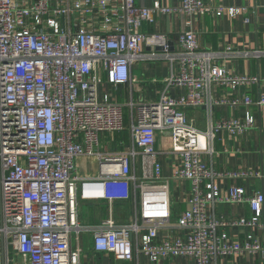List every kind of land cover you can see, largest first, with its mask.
<instances>
[{
  "label": "built area",
  "instance_id": "2783aa9c",
  "mask_svg": "<svg viewBox=\"0 0 264 264\" xmlns=\"http://www.w3.org/2000/svg\"><path fill=\"white\" fill-rule=\"evenodd\" d=\"M171 13L235 16L239 10L202 0H181L179 8L139 7L136 0H0V264H82L71 245L83 229L79 201H137V196L139 208L129 223L118 225L110 216L94 229L96 252L126 262L142 253L153 262L188 257L194 264L264 255L253 234L240 243L230 242L226 232L262 228L264 194L247 196L240 187L221 192L217 181L226 175L214 173L206 161L215 153L219 131L244 133L255 127L252 108L263 107L264 96L244 99L243 122L221 121L201 130L188 117L189 109L241 104L216 100L214 85L234 91L256 79L234 77L217 65L221 53L201 50L192 31L178 36L179 48L172 52L165 34L142 32L144 23ZM88 18L102 22L99 32L82 26ZM157 58L179 65V73L165 82L186 93L130 102L137 109L130 124L133 148L99 155L98 177H79L78 160L95 155L99 136L125 129L123 106L98 97L102 72L113 86L127 84L136 62ZM165 136L179 162L170 176L163 174V152L157 148L158 138ZM138 156L141 175L133 172ZM171 181L190 187L189 208L176 226L184 237L173 231L160 240L159 232L172 223ZM224 203H248L251 218L216 220L211 211Z\"/></svg>",
  "mask_w": 264,
  "mask_h": 264
},
{
  "label": "crops",
  "instance_id": "0c3cea01",
  "mask_svg": "<svg viewBox=\"0 0 264 264\" xmlns=\"http://www.w3.org/2000/svg\"><path fill=\"white\" fill-rule=\"evenodd\" d=\"M213 7L236 8L239 13L235 16L194 15L171 13L157 15L153 23H144L141 30L145 34H165L171 43L172 51L178 50V36L184 32L192 31L197 36L201 50H212L221 53L215 61L217 65L224 66L234 77L254 78L256 81L245 83L236 90H227L225 87L214 85L212 95L218 101L230 102L238 100L237 106L223 105L189 109L188 117L193 120L201 130H206L211 124L221 121L243 122L247 111L244 99L250 97L258 100L264 96V0H202ZM155 3L170 8H179L181 0H136L139 7H152ZM111 28L115 29L114 22ZM102 22L91 18L83 21L82 26L99 32ZM121 29H125L124 22H119ZM230 48V51L228 49ZM146 53L150 49L145 48ZM260 51L262 55L255 57L252 53ZM157 52V51H156ZM160 53V52H157ZM246 53L251 55L247 56ZM174 72L179 73V65H172L166 59H152L136 62L131 68L132 80L127 84L113 86L108 82L107 73L102 72V84L98 87V97H106L112 103L123 106L125 129L119 133H103L99 136V144L91 157L78 160V175L83 179H95L99 175V155L101 157L117 156L133 148L130 132L132 119L136 117V108H130L129 103H148L160 99L162 94L172 97L183 96V88L169 86L165 82ZM160 80V81H159ZM252 114L255 127L244 133L221 130L216 134L213 147L215 153L207 155L209 168L217 174L226 175L217 181L221 192L225 193L232 187L244 188L247 196L258 193L264 194V106L253 107ZM157 148L162 149L160 161L163 165L164 176H170L179 166L175 155L169 153L171 148L168 136L159 137ZM133 172L141 175V157L133 162ZM246 174L247 177L240 176ZM172 197V223L168 228L159 232L162 240L171 232L176 231L178 236L184 237V232L178 230L177 220L187 211L190 202V187L187 182L171 181ZM137 201L131 198L128 201L106 200H80L79 222L82 231L72 239V248L81 253L82 264H194L188 257H170L153 262L142 253H137L132 262L120 261L113 254L98 253L94 250L93 232L102 222L110 216L118 225L129 223L136 207ZM136 204V205H135ZM212 217L219 221H236L250 219L251 209L248 203H224L211 211ZM262 228H228L226 230L230 242H244L253 234L264 247V214L261 220ZM13 259V255L11 256ZM13 261V260H12ZM217 264H264V255L243 254L222 257Z\"/></svg>",
  "mask_w": 264,
  "mask_h": 264
},
{
  "label": "water",
  "instance_id": "95a60500",
  "mask_svg": "<svg viewBox=\"0 0 264 264\" xmlns=\"http://www.w3.org/2000/svg\"><path fill=\"white\" fill-rule=\"evenodd\" d=\"M171 50H172V47H171Z\"/></svg>",
  "mask_w": 264,
  "mask_h": 264
},
{
  "label": "rangeland",
  "instance_id": "374dc122",
  "mask_svg": "<svg viewBox=\"0 0 264 264\" xmlns=\"http://www.w3.org/2000/svg\"><path fill=\"white\" fill-rule=\"evenodd\" d=\"M160 81V80H159Z\"/></svg>",
  "mask_w": 264,
  "mask_h": 264
}]
</instances>
